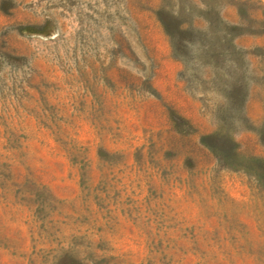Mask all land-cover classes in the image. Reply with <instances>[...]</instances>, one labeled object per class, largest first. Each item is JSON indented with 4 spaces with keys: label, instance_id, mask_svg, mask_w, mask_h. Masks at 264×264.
I'll list each match as a JSON object with an SVG mask.
<instances>
[{
    "label": "rangeland",
    "instance_id": "rangeland-1",
    "mask_svg": "<svg viewBox=\"0 0 264 264\" xmlns=\"http://www.w3.org/2000/svg\"><path fill=\"white\" fill-rule=\"evenodd\" d=\"M0 264H264V0H0Z\"/></svg>",
    "mask_w": 264,
    "mask_h": 264
}]
</instances>
